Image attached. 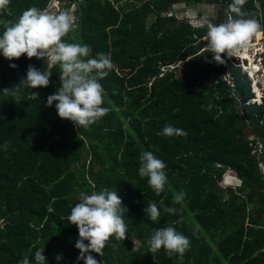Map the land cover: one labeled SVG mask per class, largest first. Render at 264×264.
<instances>
[{
    "label": "trees",
    "instance_id": "trees-1",
    "mask_svg": "<svg viewBox=\"0 0 264 264\" xmlns=\"http://www.w3.org/2000/svg\"><path fill=\"white\" fill-rule=\"evenodd\" d=\"M59 1L66 11L75 3L74 25L62 39L90 46L92 57L110 56L113 68L99 81L108 113L87 129L59 119L55 102L46 106L60 87L59 66L0 55V264H21L25 255L35 264L42 247L46 264H83L68 217L82 194L102 189L122 199L127 233L125 240L111 237L102 255L92 253L98 264H264V172L248 139L264 138V130L237 107L232 94L239 90L219 78L225 53L215 61L203 39L208 23H223L222 12L193 26L166 14L180 0ZM257 1L258 8L245 0V19L264 34V0ZM49 2L10 0L0 9V35L24 11H42ZM30 65L52 73L49 86L23 88L19 101L3 93ZM166 125L187 135H158ZM145 151L166 166L159 195L138 175ZM181 190L184 201L173 204ZM150 202L161 212L156 222L144 212ZM169 226L190 240L182 258L149 251L154 231Z\"/></svg>",
    "mask_w": 264,
    "mask_h": 264
},
{
    "label": "clouds",
    "instance_id": "clouds-1",
    "mask_svg": "<svg viewBox=\"0 0 264 264\" xmlns=\"http://www.w3.org/2000/svg\"><path fill=\"white\" fill-rule=\"evenodd\" d=\"M9 2L10 0H0V9ZM244 3L245 0H234L231 10L240 13L239 6ZM72 27L73 19L66 12L52 15L30 7L0 35V55L10 61L26 56L29 60L42 59L50 67L58 65L60 87L47 97L46 106L51 107L55 102L59 119L71 122L76 128L87 129L108 113V109L102 106L104 90L99 81L108 76L113 64L110 56L104 53H97L92 57V49L86 44L65 42L62 38ZM259 27L254 19L230 18L227 23L219 25L208 23L207 41L209 49L215 54L213 59L221 61L226 51L230 52L237 46L244 45ZM10 67L15 68L16 65L10 64ZM51 75L50 71L37 70L30 65L26 77L13 89H4L3 93H12L19 101L18 93L21 89L46 88ZM31 95L33 99L39 97L35 92ZM158 135L186 136L187 133L183 129L166 125ZM4 147L7 149L8 144ZM139 161V177L147 178L148 185L159 195L167 183L165 164L147 151L140 154ZM185 195L183 190L179 191L174 195L172 203H182ZM125 211L116 190L102 189L99 193L82 194L81 201L71 209L68 217L69 224L74 225L78 231L75 243V248L80 253L78 260H82L83 264H98L92 253L102 255V250L113 236L117 240L126 239ZM163 211L175 214L176 209L164 207ZM144 212L153 222L158 221L161 215L155 202H150ZM148 244L152 253L163 249L170 258L173 255L182 258L190 247V240L169 226L156 229ZM44 251V247L35 251V264H46ZM56 259L59 261L61 257L57 256ZM21 264H30L27 255Z\"/></svg>",
    "mask_w": 264,
    "mask_h": 264
},
{
    "label": "built area",
    "instance_id": "built-area-1",
    "mask_svg": "<svg viewBox=\"0 0 264 264\" xmlns=\"http://www.w3.org/2000/svg\"><path fill=\"white\" fill-rule=\"evenodd\" d=\"M253 2L255 3V6L258 8V1L253 0ZM233 3L234 0H219L218 2L215 3H199L198 6L202 4V6L213 7L214 10H216V12H222L224 9H227L229 12L228 16L229 18H231L233 11L231 10L230 6ZM74 7H75V3L66 11L61 8V3L59 0H50L47 8L42 11L52 15H57L60 12H66L68 15L71 16V12L74 10ZM178 8L185 9L183 17L193 26H200L205 21H207L203 18L202 12L199 11L200 9L198 11H195L196 14L194 15L191 13L193 12L194 6H191V4L184 3L182 1H177L172 3L171 10L169 12H166V14L175 16V13L178 10ZM203 39L206 40L207 37H204ZM226 53L228 54L229 60L233 62H237V64L241 66L242 70L251 79L252 91L255 93V96L247 99V101L254 102L257 105L263 103L261 99L262 96H264V34L262 29L259 28L257 32L254 33L244 45L237 46L235 49L231 50L230 52L226 51ZM230 74L231 73L228 67V63L225 60V68L223 73L219 75V78L221 80H224L226 84L234 90L235 86L231 81ZM232 95L237 103V107L241 108L240 106L241 96L239 94L234 95V93ZM241 112H243V110H241ZM248 139L254 141L253 143H250L252 145L251 153L256 156V158L258 159V164L261 170L264 172V167L262 166L260 161V153L262 151V143L260 141V138L252 134L251 136L249 135Z\"/></svg>",
    "mask_w": 264,
    "mask_h": 264
},
{
    "label": "water",
    "instance_id": "water-1",
    "mask_svg": "<svg viewBox=\"0 0 264 264\" xmlns=\"http://www.w3.org/2000/svg\"><path fill=\"white\" fill-rule=\"evenodd\" d=\"M241 12H233L231 19H244L246 15V8L240 7ZM223 23L229 21V12L227 9L222 11ZM226 61L230 69V76L235 89L240 91L241 101L240 106L243 108L247 120L256 125L258 128L264 130V96H262L263 103L257 105L254 102L247 101V99L255 96V93L252 91L251 79L248 75L242 70L241 66L237 62L230 61L228 54L225 52ZM262 143V151L260 153V161L264 167V138L259 137Z\"/></svg>",
    "mask_w": 264,
    "mask_h": 264
},
{
    "label": "rangeland",
    "instance_id": "rangeland-1",
    "mask_svg": "<svg viewBox=\"0 0 264 264\" xmlns=\"http://www.w3.org/2000/svg\"><path fill=\"white\" fill-rule=\"evenodd\" d=\"M181 1V0H180ZM177 2V1H176ZM182 2H184V3H187L186 1H182ZM188 4H190V3H188ZM191 6H192V4H191ZM193 9V8H192ZM200 9V10H199ZM184 10L185 9H183V8H178V10L176 11V13H175V16H176V18H179V19H182V20H186L184 17H183V15H184ZM200 11V12H202V15H203V18L205 19V20H210V19H212L213 17H214V19L217 17V13L218 12H216V10H214V8L213 7H210V6H202V4H200V6H198V4H196V6H194V9H193V12H191L192 14H196L195 13V11ZM207 10L209 11V12H207ZM204 11H206V13L204 12ZM162 14H164V13H162ZM215 14H216V16H215ZM211 16V17H210ZM74 25V24H73ZM259 36V35H258ZM181 64L182 63H179L177 66H176V70H179L180 68H181ZM248 130V129H247ZM249 135L251 136L252 134H248V137H249ZM251 152H252V150H251ZM234 186V185H233ZM134 245H136L137 246V244H136V242L134 243Z\"/></svg>",
    "mask_w": 264,
    "mask_h": 264
},
{
    "label": "crops",
    "instance_id": "crops-1",
    "mask_svg": "<svg viewBox=\"0 0 264 264\" xmlns=\"http://www.w3.org/2000/svg\"><path fill=\"white\" fill-rule=\"evenodd\" d=\"M205 13H206V11H204ZM207 12H209L208 10H207ZM216 15V14H215ZM228 181V183H233V181L232 180H230V179H228V180H226V181H224L225 183Z\"/></svg>",
    "mask_w": 264,
    "mask_h": 264
},
{
    "label": "bare ground",
    "instance_id": "bare-ground-1",
    "mask_svg": "<svg viewBox=\"0 0 264 264\" xmlns=\"http://www.w3.org/2000/svg\"><path fill=\"white\" fill-rule=\"evenodd\" d=\"M244 7V6H243ZM246 16V15H245ZM245 19V18H244Z\"/></svg>",
    "mask_w": 264,
    "mask_h": 264
}]
</instances>
